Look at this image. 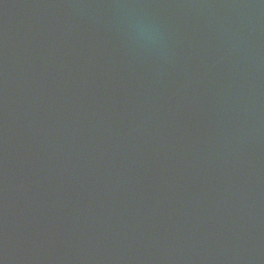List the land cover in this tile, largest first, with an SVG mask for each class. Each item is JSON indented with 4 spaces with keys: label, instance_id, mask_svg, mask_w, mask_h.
<instances>
[{
    "label": "water",
    "instance_id": "95a60500",
    "mask_svg": "<svg viewBox=\"0 0 264 264\" xmlns=\"http://www.w3.org/2000/svg\"><path fill=\"white\" fill-rule=\"evenodd\" d=\"M0 264H264V0H0Z\"/></svg>",
    "mask_w": 264,
    "mask_h": 264
}]
</instances>
